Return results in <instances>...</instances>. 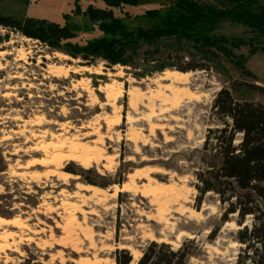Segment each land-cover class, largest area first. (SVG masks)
Returning <instances> with one entry per match:
<instances>
[{
	"label": "rangeland",
	"instance_id": "1",
	"mask_svg": "<svg viewBox=\"0 0 264 264\" xmlns=\"http://www.w3.org/2000/svg\"><path fill=\"white\" fill-rule=\"evenodd\" d=\"M89 6L132 31L161 22L173 1L0 0L8 23L0 24V217L16 220L0 227V264H115L116 249L135 261L149 241L177 248L187 238L198 245L190 264H235L237 216L221 224L224 206L212 194L196 209L193 172L207 130L221 126L210 110L221 89L264 104L250 86L264 87V53L232 49L245 70L186 40L127 48L128 65L73 58L63 50L111 37L85 15ZM31 18L69 25L71 36L58 50L12 25ZM248 32L229 21L215 30ZM165 71L182 78L164 80ZM78 168L102 178L67 171Z\"/></svg>",
	"mask_w": 264,
	"mask_h": 264
},
{
	"label": "trees",
	"instance_id": "2",
	"mask_svg": "<svg viewBox=\"0 0 264 264\" xmlns=\"http://www.w3.org/2000/svg\"><path fill=\"white\" fill-rule=\"evenodd\" d=\"M103 1L114 6L135 4L139 0ZM172 1V8L161 22L132 31L114 19L110 11L89 6L85 15L111 37L63 52L73 58L100 57L111 65H128L129 59L124 56L127 48L133 49L140 43L186 40L202 53L216 56L214 51H218L242 70H245V58L235 55L232 49L246 46L250 54L264 53V0ZM224 21L246 27L248 35L236 39L215 33ZM0 24L8 26L2 18ZM13 24L26 37L39 40L53 49L60 50V41L71 36L69 25L60 27L33 18ZM193 68L208 69L205 65ZM250 86L264 95V87ZM210 110L221 126L207 130L197 156L199 167L193 172V186L197 191L195 207L199 208L205 195L215 196L224 206L221 224L228 220L229 215L237 216L235 222L239 229L236 241L241 246L235 264H264V104L236 100L230 90L223 88L214 98ZM237 136L239 142L235 144ZM67 171L75 175L93 173L100 177L91 169ZM84 182L107 186L88 178ZM116 183L122 185L121 180ZM246 217L251 218L250 227L244 225ZM197 247L195 239L189 238L177 248L166 242L149 241L140 249L135 261L127 249H116L113 258L115 264H190L191 258L197 257Z\"/></svg>",
	"mask_w": 264,
	"mask_h": 264
},
{
	"label": "bare ground",
	"instance_id": "3",
	"mask_svg": "<svg viewBox=\"0 0 264 264\" xmlns=\"http://www.w3.org/2000/svg\"><path fill=\"white\" fill-rule=\"evenodd\" d=\"M22 51V50H19ZM182 78L181 74H178L177 72H171V71H165L163 72V79L164 80H168V81H172V82H176L179 81ZM67 174H64L63 178H66ZM78 189L83 190L85 192L90 193L91 195H96L99 192V188L95 187V186H91V185H83L80 184L79 186H77ZM11 224H16V220L15 219H5L0 217V227L2 226H6V225H11Z\"/></svg>",
	"mask_w": 264,
	"mask_h": 264
}]
</instances>
